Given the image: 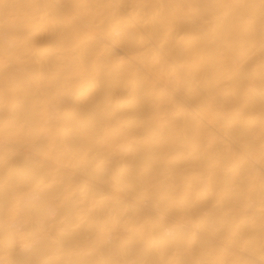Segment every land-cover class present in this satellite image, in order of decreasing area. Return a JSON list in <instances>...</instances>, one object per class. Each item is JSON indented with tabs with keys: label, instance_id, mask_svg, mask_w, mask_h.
Listing matches in <instances>:
<instances>
[{
	"label": "bare ground",
	"instance_id": "bare-ground-1",
	"mask_svg": "<svg viewBox=\"0 0 264 264\" xmlns=\"http://www.w3.org/2000/svg\"><path fill=\"white\" fill-rule=\"evenodd\" d=\"M0 264H264V0H0Z\"/></svg>",
	"mask_w": 264,
	"mask_h": 264
}]
</instances>
